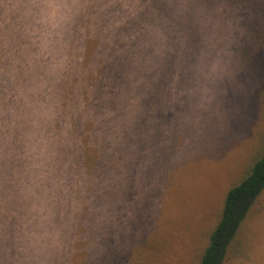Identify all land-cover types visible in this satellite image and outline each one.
<instances>
[{"label":"trees","instance_id":"1","mask_svg":"<svg viewBox=\"0 0 264 264\" xmlns=\"http://www.w3.org/2000/svg\"><path fill=\"white\" fill-rule=\"evenodd\" d=\"M215 2L0 0V264H30L102 204L136 115L177 72L184 24L199 30ZM263 192L264 141L198 264L227 261Z\"/></svg>","mask_w":264,"mask_h":264},{"label":"rangeland","instance_id":"2","mask_svg":"<svg viewBox=\"0 0 264 264\" xmlns=\"http://www.w3.org/2000/svg\"><path fill=\"white\" fill-rule=\"evenodd\" d=\"M219 1L199 30L184 24L177 72L136 115L102 204L78 211L30 264L199 263L264 141V0ZM224 264H264V192Z\"/></svg>","mask_w":264,"mask_h":264}]
</instances>
